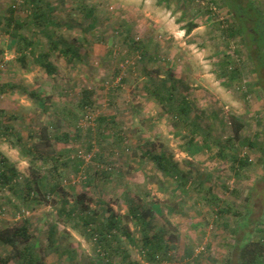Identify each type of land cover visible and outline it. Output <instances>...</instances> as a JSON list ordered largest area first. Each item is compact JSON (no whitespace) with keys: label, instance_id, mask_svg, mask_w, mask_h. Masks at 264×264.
<instances>
[{"label":"rangeland","instance_id":"1","mask_svg":"<svg viewBox=\"0 0 264 264\" xmlns=\"http://www.w3.org/2000/svg\"><path fill=\"white\" fill-rule=\"evenodd\" d=\"M46 1L62 23L50 27L58 37L77 45L82 59L72 66L60 57L58 75L49 77L32 61L24 65L17 59L16 48L10 46L11 38L0 24V84L19 86L0 93V119L31 143L42 125L57 122L53 110L70 106L80 111V118L75 127L69 128L65 122L60 126L64 131L71 129L74 136L70 144L57 145L72 150L61 171L63 188L31 207L0 189V228L29 220L32 237L28 244L40 253L44 264H105L108 260L146 264L126 240L116 252L103 254L94 240L81 234L75 222L59 211L66 202L67 208L80 206L78 197L99 216L108 208L125 214L131 200L140 210L153 201L161 207V212L153 209V225L168 227L171 238H177L171 251L173 263L224 264L229 232L200 200L194 183L186 191L176 189L174 179L143 158L139 149L167 153L193 180L202 181L241 209L251 193L254 216L264 213V170L259 160L264 154V91L243 42L240 38L227 40L224 29L231 21L227 7L218 0H84L95 11L96 21L91 23L87 10L79 7L80 0ZM254 1L264 10V0ZM11 5H16L20 17L29 13L23 0H0V13ZM190 21L198 26L186 33ZM137 41L148 47L133 48L132 42ZM152 55L155 57L149 59ZM227 62L231 69H239L240 78L231 81L222 76ZM168 71L192 103V114L216 138L224 141L232 134L231 115L242 120L243 134L257 146L240 148V154L252 163L241 176L214 152L190 155L184 151L185 129L176 127L146 92L153 82L157 85L168 79ZM25 88L40 92L46 109ZM85 88L93 91V101L82 109L79 101ZM100 117L105 118L100 121ZM0 152L15 165L21 180H33L35 169L29 157L4 137L0 138ZM127 224L139 237L134 222ZM10 253V246L0 244V259ZM0 264L4 263L0 260ZM6 264L20 263L11 258Z\"/></svg>","mask_w":264,"mask_h":264},{"label":"trees","instance_id":"2","mask_svg":"<svg viewBox=\"0 0 264 264\" xmlns=\"http://www.w3.org/2000/svg\"><path fill=\"white\" fill-rule=\"evenodd\" d=\"M80 1L82 3L80 2L79 7L86 9V16L90 18L91 23H95L94 8L86 5L84 0ZM218 2L227 7L231 17V21L224 29L227 40L240 38L243 42L248 49L253 72L258 76V85L264 91V10L254 0H218ZM23 6L29 12L26 17L17 15L16 5H11L4 13H0V24L3 31L10 36V46H15L17 59L21 63L27 65L28 61H32L49 77H56L58 75L56 61L60 57L72 66L82 59L79 47L67 39L58 37L56 30L50 27L60 26L62 23L54 17V7L48 1L23 0ZM197 26L190 21L185 28L186 33H190ZM132 47L144 50L148 44L137 41L132 42ZM1 53L3 50L0 49ZM148 57L152 59L155 56ZM223 66L225 67L222 76H228L231 81L240 78L239 69H231L228 62ZM168 74V79L162 80L157 85L156 82H153L152 86L148 85L146 92L160 103L171 116L172 123L176 127L185 129L186 133L182 136L184 151L190 155L204 151L214 152V155L230 162V168L235 175L241 176L252 163L247 155L240 154V148L257 146V142L243 134L242 120L237 115H231L232 134L224 141L216 138L211 131L204 128L198 117L192 114V103L186 94L179 91L177 81L173 79L170 71ZM17 86L14 83H2L0 93L14 90ZM24 91L46 109V99L40 92L29 91L27 88ZM92 94L91 89L82 90L79 101L82 109L91 106ZM1 113L5 116V112L1 111ZM52 116L57 122L49 121L42 125L39 128L38 138L34 136L31 143L24 142L23 137L12 124H5L3 119H0V138L8 139L13 147L19 148L22 155L29 157L35 169L33 180L23 181L15 165L0 152V189L12 192V195L25 207H31L34 202L43 203L51 193H57L63 188L61 171L70 161L72 150L69 146L58 148L57 145L70 144L74 141V136L71 129L64 131L60 126L61 122H65L69 128L75 127L80 118V111L64 106L59 111L53 110ZM9 117L16 118L14 115ZM103 119L98 118L100 121ZM91 147L89 150H93ZM139 150L140 155L152 161L163 175L174 179L176 189L186 191V188L194 183V188L199 191L200 200L212 208L216 221H221L229 232L227 237L229 250L224 264H264V226H261L264 213L254 216L251 193L245 198L246 203L241 209L219 197L211 187H205L202 181L193 180L190 173L180 169L178 163L167 153L156 152L153 149ZM259 160L264 170V154ZM261 178L264 179V173ZM65 204L67 205V202ZM65 204L61 205L59 214L70 221L73 220L81 234L94 240L95 246L99 248L98 250H103V254L110 255L116 252L120 248L119 244L126 240L138 249L146 264H178L171 261V251L175 248L173 242L177 238H171L173 233L168 231V227H158L152 223L153 209L161 212L158 203L150 201L148 207L145 206L144 210H140L131 200L127 213L118 214L112 208H108L103 216L91 213L80 197L77 200L80 206L67 208ZM131 221L137 226L139 237L130 230L127 222ZM30 226L29 220L23 219L13 225L0 228V244L11 247L10 255L6 259H0L4 264L11 258L18 260L20 264H44L40 253L28 244L32 237L29 232ZM169 233L170 237L166 238ZM105 264L117 263L108 260ZM132 264L139 263L133 261ZM185 264H195V262Z\"/></svg>","mask_w":264,"mask_h":264}]
</instances>
